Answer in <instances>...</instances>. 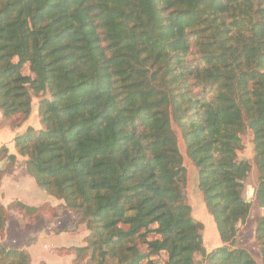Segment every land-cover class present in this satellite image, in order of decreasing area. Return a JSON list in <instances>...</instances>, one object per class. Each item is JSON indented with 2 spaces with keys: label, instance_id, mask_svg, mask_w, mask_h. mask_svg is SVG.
<instances>
[{
  "label": "trees",
  "instance_id": "16d2710c",
  "mask_svg": "<svg viewBox=\"0 0 264 264\" xmlns=\"http://www.w3.org/2000/svg\"><path fill=\"white\" fill-rule=\"evenodd\" d=\"M32 97L42 128L13 148L63 203L0 204V233L10 216L24 229L67 212L63 231H89L74 264H256L236 246L251 210L237 159L248 129L264 264V0H0L2 118L26 120ZM172 125L219 237L210 252ZM0 264L29 256L0 246Z\"/></svg>",
  "mask_w": 264,
  "mask_h": 264
},
{
  "label": "rangeland",
  "instance_id": "374dc122",
  "mask_svg": "<svg viewBox=\"0 0 264 264\" xmlns=\"http://www.w3.org/2000/svg\"><path fill=\"white\" fill-rule=\"evenodd\" d=\"M24 73L28 74L27 69H24ZM45 97L48 96L45 95ZM39 98L32 97L31 112L26 120L25 119L21 120L22 116L19 117L16 116L14 117V119L3 120L2 124H5L4 126L8 127L9 129H17L21 126H24L23 132L21 134L25 133L28 128H30L34 132L39 131L42 128L37 111ZM27 120L29 121L27 123V126H25L24 124ZM172 128L176 135L177 146L182 157L183 167L186 169V188L184 191L185 196L188 204L191 207L192 217L203 225V232H202L203 245L205 247L206 252H210L221 245L219 241V237L213 219L206 211L203 202V195L198 187V171L187 155L186 144L182 138V134L180 133V130L177 129L175 125H172ZM2 131L4 132V129ZM6 135L7 134H5V136ZM252 135L253 134L250 130L248 129L245 130L244 134L241 136L242 149L237 152V159L245 160L250 165V169L247 178L245 180L243 198L251 203V210L245 225L239 227L236 246L246 250L253 258V260L256 262V264H262L260 252L254 240L256 218L259 216L260 207L255 198V189L258 184L259 175L257 171V166L254 161L255 152H254ZM15 137H13V139ZM8 139L9 138H6V140ZM8 144L0 147V160L5 161L3 168L4 171L11 167L10 163H14V157H12L11 155L8 156V150L10 148V146H7ZM23 164L25 165V162H23ZM4 173L5 172L2 173L0 179L3 178ZM28 176L30 175L28 174ZM55 202L56 205H61L63 203L60 200H56ZM58 217L56 218L59 219V225L58 227H56L57 229L56 236L53 238L54 241H57L55 242V244H57L56 246L58 247H55L54 249L55 251H53L52 253H49L46 249H43L41 247L22 248L28 244H34L33 239H31L30 241H26V243L23 244L20 242L21 240L20 241L18 240L19 236L17 234H13L12 231L10 232H11V236L13 235L12 237L16 239L15 243L12 244L11 240H6L5 231H3L0 233V246L7 251H11L12 250L11 245H12L14 249L19 248L16 250H21L26 252L29 256L30 264H47V262L48 264H74L75 255L71 250L73 248H79L85 245V238L89 235V231L86 230L83 224H80L77 227L76 231L65 232L63 231V228L70 222L71 214L65 212L59 215ZM47 220H50V218H48ZM38 221L39 220H37L35 224L38 225ZM35 224L31 226H26V228L20 230L21 239H22V234L24 235L27 232L30 234L29 229L32 226L33 227L31 229H33ZM25 230H27L26 233ZM86 262L87 259L79 264H87ZM196 262L197 264H203L204 261H202L199 257H197ZM108 264H113V263H108Z\"/></svg>",
  "mask_w": 264,
  "mask_h": 264
},
{
  "label": "crops",
  "instance_id": "0c3cea01",
  "mask_svg": "<svg viewBox=\"0 0 264 264\" xmlns=\"http://www.w3.org/2000/svg\"><path fill=\"white\" fill-rule=\"evenodd\" d=\"M3 120L7 119L2 118V115L0 113V147L9 143L7 145L10 146L8 150V156L11 155L12 157H14V163L9 162L11 164V167L4 171L3 168L5 161L0 160V171L5 172L3 178L0 179V204H2L3 206H7L13 201H18L29 207H37L43 203H49L50 205L55 206L56 200L48 196L41 188H39L32 177L28 176V174L26 173V168L23 164V162H25V158L16 155L14 151L13 137L21 134L23 132L24 126H21L17 129H9L8 127L4 126L5 124H2ZM28 121L29 120L25 122V126H27ZM3 129L4 132L2 131ZM5 134H7V137L5 136ZM6 138L9 139L6 140ZM58 218H51L50 220L40 218L38 221V225L35 224L33 229H31L33 226L30 228L31 230L29 229L30 234L27 232V230H25V233L27 232L26 234L23 235L21 233V239L20 219L15 216L8 217L4 230L6 240H11L12 244L15 243L16 239L12 237L13 235L11 236L10 231H12L13 234H17L19 236L18 240H21L20 242L23 244H25L26 241H30L31 239H33L34 244H28L22 248L41 247L43 249H46L49 253H52L53 251H55V247H58L56 246L57 244H55V242L57 241L53 240V238L56 236V227H58L59 225ZM11 249L16 250L19 248L14 249L11 245Z\"/></svg>",
  "mask_w": 264,
  "mask_h": 264
}]
</instances>
